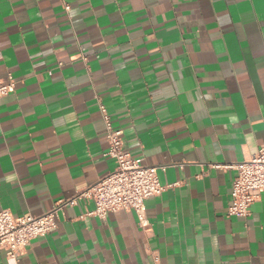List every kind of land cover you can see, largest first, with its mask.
<instances>
[{"label":"crops","instance_id":"0c3cea01","mask_svg":"<svg viewBox=\"0 0 264 264\" xmlns=\"http://www.w3.org/2000/svg\"><path fill=\"white\" fill-rule=\"evenodd\" d=\"M0 50V210L41 215L115 168L100 102L168 185L151 227L81 200L19 264H264V193L229 215L236 170L213 166L264 143V0H0Z\"/></svg>","mask_w":264,"mask_h":264},{"label":"built area","instance_id":"2783aa9c","mask_svg":"<svg viewBox=\"0 0 264 264\" xmlns=\"http://www.w3.org/2000/svg\"><path fill=\"white\" fill-rule=\"evenodd\" d=\"M69 7L66 5V9ZM1 56L0 50V58ZM15 88L16 80L11 73L8 81L0 79V100L14 92ZM99 108L109 144L105 155L115 160V168L101 176L95 184L71 198L58 201L52 209L41 215H17L9 209H1L0 251L5 252L8 264H19L20 256L32 240L49 234L58 226L61 212L81 200L94 202V208L87 212L89 216L106 218L110 212L133 211L143 229L151 227L146 201L161 195L167 188L168 185L162 183L159 177V169L165 170L166 166L146 165L139 158L133 157L126 148L124 130L116 127L108 107L103 102L99 103ZM213 166L236 170L232 187L233 202L228 214L248 217L253 203L264 193V143L249 160Z\"/></svg>","mask_w":264,"mask_h":264}]
</instances>
